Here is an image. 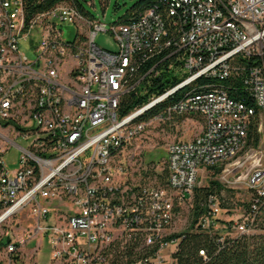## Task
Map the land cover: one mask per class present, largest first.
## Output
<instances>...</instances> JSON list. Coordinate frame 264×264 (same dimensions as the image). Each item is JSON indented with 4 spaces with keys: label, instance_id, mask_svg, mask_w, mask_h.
<instances>
[{
    "label": "built area",
    "instance_id": "2783aa9c",
    "mask_svg": "<svg viewBox=\"0 0 264 264\" xmlns=\"http://www.w3.org/2000/svg\"><path fill=\"white\" fill-rule=\"evenodd\" d=\"M78 22L88 35L64 39L60 26ZM101 31L115 38L116 52L98 46ZM166 72L179 82L122 115L127 95H144ZM257 110L262 134L264 0H163L110 29L71 4L28 20L24 0H0V124L34 137L25 148L0 132V223L25 210L33 218L6 240L5 264H40L19 254L35 241L37 258L45 239L48 264H178L182 206L192 207L204 169L254 152L246 147ZM178 118L201 121V133L168 144L164 184L136 179L124 150ZM11 146L21 152L14 169L4 161ZM246 185L264 200V162ZM208 208L199 225L214 233L222 207L212 197ZM252 222L245 216L234 228L249 233Z\"/></svg>",
    "mask_w": 264,
    "mask_h": 264
},
{
    "label": "rangeland",
    "instance_id": "374dc122",
    "mask_svg": "<svg viewBox=\"0 0 264 264\" xmlns=\"http://www.w3.org/2000/svg\"><path fill=\"white\" fill-rule=\"evenodd\" d=\"M90 19H97L107 25L118 22L124 17L127 11L135 4L136 0H81ZM63 30V37L68 41L80 34L84 37L88 35L89 27L85 22L64 23L60 26ZM96 43L103 49L116 52L118 43L115 38L105 31L97 34ZM23 52H27L25 43L20 45ZM203 124L201 121H191L180 119L172 122L155 124L141 138L134 141L131 147H127L123 153L126 167L134 174L136 179H142L146 184L160 185L158 175L164 174L166 170V148L172 141L188 140L201 133ZM0 132L14 139L22 147H29L34 137H16L10 128L4 123L0 124ZM0 139V146H3ZM242 152L238 158L223 164L222 172L217 177H212L209 169H204L199 179L198 187H205L212 179L217 180L223 187L220 193V203L222 211L218 214L221 233L224 235H236L235 225L240 223L247 215L248 204L252 200L246 180L254 167L264 162V129L259 147L252 151ZM21 152L16 147L11 148L4 155V161L9 169L17 167ZM144 173V176H143ZM190 210L188 204H184L178 215L174 229L183 232L190 226ZM229 223L233 226L230 228ZM33 226V218L28 216L27 211H22L19 215L8 218L0 223V264H4L6 245L1 242L13 240L17 235ZM259 232V230H255ZM37 242L32 241L27 245V249L35 248ZM50 254V244L45 239L38 252V262L45 264ZM30 264V263H29Z\"/></svg>",
    "mask_w": 264,
    "mask_h": 264
},
{
    "label": "trees",
    "instance_id": "16d2710c",
    "mask_svg": "<svg viewBox=\"0 0 264 264\" xmlns=\"http://www.w3.org/2000/svg\"><path fill=\"white\" fill-rule=\"evenodd\" d=\"M71 4L78 8V10L87 18L89 13L85 11L81 0H24V8L28 20L37 15L50 11L51 9L61 5ZM161 5L163 0H136L135 4L127 11L126 15L118 22H127L132 18L139 16L142 12L149 8ZM90 19V18H89ZM80 36V35H79ZM81 38H85L81 36ZM179 80L169 72L161 73L151 79L147 85V90L144 95L131 93L127 95L122 103L121 112L123 114L130 113L136 107L147 103L153 96L164 93L167 89L175 86ZM183 91V90H182ZM182 91H179L158 106L153 112L158 111L164 105L178 99ZM234 96L240 98V94L232 93ZM248 104L252 101L245 98ZM177 120H180L179 118ZM260 116L259 110L252 118L247 147H258L262 140V134L259 131ZM223 170V167H213L210 169L211 176L217 177ZM168 171L164 174L158 175V181L161 184L165 183ZM144 176V173H143ZM222 185L215 179L210 181V184L205 187H196L192 197V207L190 210V226L183 232H180L181 242L178 252L176 254L178 264H264V200L256 199L252 196L251 202L247 205V215L253 222L251 224V232L239 233L236 235H226L224 240L220 241L221 230L214 233H209L202 229L199 225L201 218L208 213L210 199L216 198L220 202V193ZM221 205V203H220ZM256 205V208L254 206ZM222 207V205H221ZM219 221V220H218ZM233 226L229 223V227ZM259 230V232H255ZM178 235V234H177ZM7 241H9L7 239ZM1 242L6 245V242ZM205 251V255H201V251Z\"/></svg>",
    "mask_w": 264,
    "mask_h": 264
},
{
    "label": "crops",
    "instance_id": "0c3cea01",
    "mask_svg": "<svg viewBox=\"0 0 264 264\" xmlns=\"http://www.w3.org/2000/svg\"><path fill=\"white\" fill-rule=\"evenodd\" d=\"M22 234V233H21ZM29 244V243H28ZM33 248L28 250L27 247L25 249H23L21 252H20V257L22 258V260H25L27 262H32V261H38V258H36V256L34 258L33 257ZM7 259V253L5 252V257H4V264L6 263ZM49 262V257L47 259V262L45 264H48Z\"/></svg>",
    "mask_w": 264,
    "mask_h": 264
}]
</instances>
